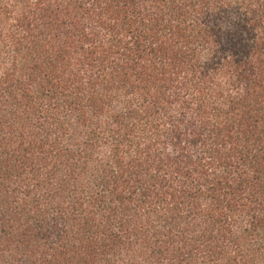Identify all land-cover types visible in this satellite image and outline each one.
Returning <instances> with one entry per match:
<instances>
[{
    "label": "trees",
    "instance_id": "1",
    "mask_svg": "<svg viewBox=\"0 0 264 264\" xmlns=\"http://www.w3.org/2000/svg\"><path fill=\"white\" fill-rule=\"evenodd\" d=\"M0 264H264V0H0Z\"/></svg>",
    "mask_w": 264,
    "mask_h": 264
}]
</instances>
